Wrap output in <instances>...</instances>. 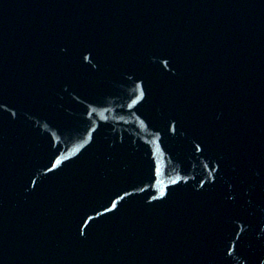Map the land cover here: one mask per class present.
Wrapping results in <instances>:
<instances>
[{"label":"water","instance_id":"obj_1","mask_svg":"<svg viewBox=\"0 0 264 264\" xmlns=\"http://www.w3.org/2000/svg\"><path fill=\"white\" fill-rule=\"evenodd\" d=\"M0 264H264V0H0Z\"/></svg>","mask_w":264,"mask_h":264}]
</instances>
